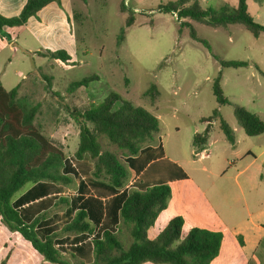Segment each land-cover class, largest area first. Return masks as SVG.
Returning <instances> with one entry per match:
<instances>
[{"label": "rangeland", "instance_id": "374dc122", "mask_svg": "<svg viewBox=\"0 0 264 264\" xmlns=\"http://www.w3.org/2000/svg\"><path fill=\"white\" fill-rule=\"evenodd\" d=\"M170 1L175 0H67L65 6L54 2L67 19L70 38L60 30L57 38L47 43L43 40L45 36L36 37V29L25 28L13 46L14 51L0 47L2 86L10 90L23 79L22 90L35 87L34 98L41 104L42 115L38 121L43 134L65 152L64 158L70 157L76 163L82 176L73 151L78 143V127L69 117L71 109L84 111L114 93L121 100L153 114L159 122V132L155 136L160 135L165 146H176L188 159H193L190 155L192 135L202 132L205 125L200 119L217 109L220 118L233 130L234 143L225 138L215 120L206 146L208 160L185 167L192 174L202 167L208 168L211 161L214 171L224 170L226 175L222 179L228 181L230 198L238 205H242V200L234 176L238 170H243L239 182L247 184V193L243 194H247L248 219L250 213L264 208V134L247 136L234 117V106H241L264 121V76L256 69L264 72V33L254 37L239 24L212 28L192 22L195 34L208 43V49L191 38L189 28L179 32L176 14L157 11L158 5ZM225 3L234 8L237 1L225 0ZM121 4L125 6L124 12L120 10ZM199 4L202 9L222 6L217 5L216 0ZM248 4L251 14L261 6V16L254 20L264 25V3L250 0ZM129 12H133L134 21L125 27ZM38 13L33 17L37 21L40 20ZM122 28L124 40L118 45ZM58 50L66 51L69 63L35 54ZM214 56L224 61H245L248 65L222 68ZM38 67L41 74L51 78L50 90H45L46 83L37 74L38 70H34ZM32 70L35 77H26ZM219 72L220 87L229 101L221 106L217 105L212 91V83ZM94 75L97 79L90 80L86 87L67 90L70 83ZM152 83L159 92L155 106H150L143 97ZM99 143L103 150L117 154L123 163V156L104 137ZM228 160H232L231 166ZM71 174L72 182L69 186H61V191L77 187L80 179ZM152 236L151 231L149 238L154 239ZM247 264H264V244Z\"/></svg>", "mask_w": 264, "mask_h": 264}, {"label": "trees", "instance_id": "16d2710c", "mask_svg": "<svg viewBox=\"0 0 264 264\" xmlns=\"http://www.w3.org/2000/svg\"><path fill=\"white\" fill-rule=\"evenodd\" d=\"M51 2L60 4L61 0H25L17 16L0 15V30L3 27H22L30 17H36ZM199 2L200 0H192L188 4L189 0L170 1L158 5L157 11L176 14L179 32L183 28H189L191 38L208 49V43L195 34L192 22L212 28L239 24L254 37L264 33V25L255 22L249 14L247 0H237L234 8L222 5L218 8L202 9ZM120 10L125 11L124 4L120 5ZM133 21V12H129L125 27H129ZM124 33L122 28L117 38L118 45L124 40ZM36 54L62 63L70 61L64 50ZM214 57L222 68L248 65L245 61H224ZM39 68L35 70H38L37 74L46 83L45 90H50L51 78L41 74ZM256 69L264 76V72L258 67ZM33 72H29L26 77H35ZM92 79H97V76L72 82L67 90L86 87ZM220 79L221 72L212 83L218 106L229 103L223 95ZM22 81L10 90H6L0 83V221L4 226L19 233L45 261L52 264H211L217 258L223 239L222 233L197 227L183 233L182 216L171 218L154 239L148 237V230L153 227L157 216L167 208L171 199V189L167 183L135 185L119 209L116 229L103 227L96 233H93L94 218L100 214L94 206L99 202L90 197L84 200L77 197L76 201H82L60 231L67 235H80L75 239V243H80L75 250L84 253V260L71 262L70 258L64 257L56 247L57 234L49 235L50 231L37 230L38 223L44 216L43 210L52 205L54 198L45 197L34 203L31 192L13 201L15 194L28 184L37 185L45 193L51 190L59 192V186H69L72 182L69 170L63 168L64 154L42 132L38 121L42 110L40 102L34 98L35 87L22 90ZM158 96L159 92L153 83L143 93L150 106H155ZM68 114L78 127V144L74 157L76 160L86 157L92 163L90 171H82L88 184L94 188L105 186L112 193L126 186L129 171L117 154L101 148L99 139L104 137L123 157H133L144 146L153 144L155 134L159 132V122L153 114L121 100L114 93L84 111L71 109ZM234 117L247 136L264 134V121L256 114L241 106H234ZM215 120H218V127L225 138L234 143L233 130L220 118L218 110L214 109L210 116L200 119L206 127L192 137L193 156L206 148L211 124ZM81 186L83 185L80 183L79 190ZM59 201L66 203L65 199ZM24 204L27 206L22 207ZM83 240L86 242L83 243ZM239 244L242 245L240 238ZM71 258L76 257L71 255ZM0 264H5V261Z\"/></svg>", "mask_w": 264, "mask_h": 264}, {"label": "crops", "instance_id": "0c3cea01", "mask_svg": "<svg viewBox=\"0 0 264 264\" xmlns=\"http://www.w3.org/2000/svg\"><path fill=\"white\" fill-rule=\"evenodd\" d=\"M191 1L189 0L188 4ZM200 1L207 2L208 0ZM252 1L264 3V0ZM66 2L67 0H61L64 6ZM249 2L250 0H247L249 14L253 19L260 17L261 6L256 9L254 14H251ZM24 3L25 0H0V15L4 17L17 16ZM216 4L225 5L226 3L225 0H216ZM38 17L40 18L39 21L30 17L25 25L17 27L19 30L16 27H3L0 30V47H8L14 51L13 46L16 45L19 34L25 28L36 29V37L42 39L41 37L45 36L46 38L43 40L47 41V43L51 39L57 38L56 33L60 30H63L70 38L68 26L66 25L67 19L54 2L49 3L40 10ZM16 34L17 36H15ZM1 75L2 72H0V77ZM0 83L2 85L1 80ZM205 127L206 124L202 131ZM52 144L55 145L54 143ZM55 146L65 154L59 146ZM206 146H208V142ZM76 148L73 150L74 152ZM190 155L193 159H197L185 158V154L182 151L180 153L176 146H165L161 136L158 135L155 136L153 144L144 146L136 156L123 157V164L129 171V181L125 187L114 193L110 192L105 186L94 188L90 183L88 188L81 186L80 190L77 186L73 190L66 188L61 191L59 189L61 186H59L57 190L59 192L51 190L45 193L41 192L37 185H28L24 191L15 195L13 201L31 192V196L34 197V203L41 201L45 197L51 196L54 198L52 205L43 210L44 216L39 221L37 230L50 231L49 235L57 234L55 240L57 249L64 257L70 258L71 262H76L77 260H84V253L75 250L80 245L79 242L75 243V239L80 237V235H67L61 233L60 230L72 218L82 200L90 197L99 202V204L94 206L100 214L99 217L94 218L93 233H96L103 227L116 229L119 223V209L128 192L135 185L152 186L159 183H167L171 189V199L167 208L157 216L153 227L148 230V237H150L151 231L153 232L152 237H156L171 218L182 216L184 219L183 233L194 227L222 233L223 239L219 255L211 264H247L249 258L253 257V254L257 253L258 249L264 244V208L250 213L247 219V194H245L246 196L243 194L247 193V184L239 182L243 170H238L234 176V182L239 189L242 200V205H238V202L230 198L231 193L228 181L222 179L226 172H223L224 170L222 172L214 171V164L211 161L208 162V168L202 167L192 174L187 171L186 164L208 160L207 149L205 148L194 154V156L192 149ZM77 161L81 171H88V169L90 171L92 169V163L86 157ZM232 164V160H228V165L231 166ZM220 179H222L221 182L218 181ZM77 197H81L82 200L76 201ZM60 199H65L66 203L60 202ZM25 206L27 204L22 207ZM239 238L242 241V245L239 244ZM82 242L85 243L86 240ZM36 253L19 233L10 231L0 221V263L5 261V264H44L43 257ZM71 255L76 258L72 259Z\"/></svg>", "mask_w": 264, "mask_h": 264}, {"label": "built area", "instance_id": "2783aa9c", "mask_svg": "<svg viewBox=\"0 0 264 264\" xmlns=\"http://www.w3.org/2000/svg\"><path fill=\"white\" fill-rule=\"evenodd\" d=\"M63 168L68 169L69 173H73L79 177L80 181L77 186L81 183L83 186H86L87 188L89 187L87 179L79 173L76 163L70 157L64 158Z\"/></svg>", "mask_w": 264, "mask_h": 264}]
</instances>
